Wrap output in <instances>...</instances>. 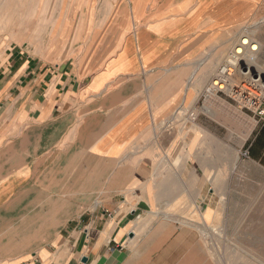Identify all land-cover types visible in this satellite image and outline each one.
Listing matches in <instances>:
<instances>
[{
	"label": "crops",
	"instance_id": "crops-1",
	"mask_svg": "<svg viewBox=\"0 0 264 264\" xmlns=\"http://www.w3.org/2000/svg\"><path fill=\"white\" fill-rule=\"evenodd\" d=\"M261 1L77 0L83 53L0 51V264H211L189 217L228 162L198 146L229 122L187 113Z\"/></svg>",
	"mask_w": 264,
	"mask_h": 264
},
{
	"label": "rangeland",
	"instance_id": "rangeland-1",
	"mask_svg": "<svg viewBox=\"0 0 264 264\" xmlns=\"http://www.w3.org/2000/svg\"><path fill=\"white\" fill-rule=\"evenodd\" d=\"M76 1L0 0V51L14 45L28 46L35 52L51 53L57 60L83 53V47L76 45L81 41L82 29L73 26L76 20L81 23L85 15L76 13L79 10ZM88 1L92 5L97 0ZM239 32L258 43L256 69L262 74L260 79H264V0L259 11L247 15L241 24H229L223 58ZM250 74H253L251 68ZM204 88L198 94L196 110L193 109L196 117L198 110L207 105L210 113H219L229 123L210 137L206 136L205 144L198 147L225 154L228 172L226 183L222 182L224 187L211 189L213 199L207 220L201 219L198 212L189 219L197 223L195 227L211 257V264H264V160L257 161L242 154L250 131L260 122L224 96L213 95L203 101ZM219 97L234 107L226 103L217 106L211 101ZM248 131V136L241 141L240 137ZM211 160L215 162L217 157ZM216 176L214 174L212 184L219 182V175Z\"/></svg>",
	"mask_w": 264,
	"mask_h": 264
},
{
	"label": "built area",
	"instance_id": "built-area-1",
	"mask_svg": "<svg viewBox=\"0 0 264 264\" xmlns=\"http://www.w3.org/2000/svg\"><path fill=\"white\" fill-rule=\"evenodd\" d=\"M254 43L246 44L251 45ZM239 44L233 46L218 65L214 76L202 92V100L213 95L224 96L241 110L249 111L258 122L264 121V79L254 77L246 64V49L239 52ZM254 51V50H252ZM187 116L195 120L196 113ZM247 156V151L242 153Z\"/></svg>",
	"mask_w": 264,
	"mask_h": 264
},
{
	"label": "bare ground",
	"instance_id": "bare-ground-1",
	"mask_svg": "<svg viewBox=\"0 0 264 264\" xmlns=\"http://www.w3.org/2000/svg\"><path fill=\"white\" fill-rule=\"evenodd\" d=\"M248 43L249 44L254 43L252 49L250 48L251 45L250 46H246V44H248ZM237 44L240 45L239 46V52H241L243 50V48L246 49V51H245V54H246L245 60L247 62L248 69L249 70H250V68L253 69L254 77H261L262 76L261 72L256 69V67H257V60H256L257 52H255V51H257L258 48H259L258 43H255L251 37H249L248 35L243 34V32H239L237 37H236V40L234 41L233 46H235ZM252 50H254V51H252ZM211 100L213 101V98ZM246 135H244L242 138H240L241 141L245 140V138L247 137Z\"/></svg>",
	"mask_w": 264,
	"mask_h": 264
},
{
	"label": "trees",
	"instance_id": "trees-1",
	"mask_svg": "<svg viewBox=\"0 0 264 264\" xmlns=\"http://www.w3.org/2000/svg\"><path fill=\"white\" fill-rule=\"evenodd\" d=\"M247 156L257 161L264 160V121L260 122L245 145Z\"/></svg>",
	"mask_w": 264,
	"mask_h": 264
}]
</instances>
